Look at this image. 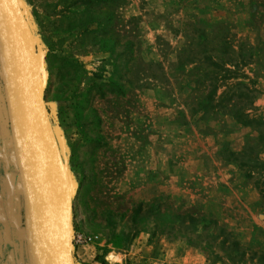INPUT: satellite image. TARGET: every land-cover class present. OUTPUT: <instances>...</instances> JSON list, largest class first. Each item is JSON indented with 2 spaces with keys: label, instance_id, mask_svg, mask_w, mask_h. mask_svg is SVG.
Segmentation results:
<instances>
[{
  "label": "rangeland",
  "instance_id": "obj_1",
  "mask_svg": "<svg viewBox=\"0 0 264 264\" xmlns=\"http://www.w3.org/2000/svg\"><path fill=\"white\" fill-rule=\"evenodd\" d=\"M19 2L43 57L46 104L74 187L76 264H236L240 259H229L218 243L196 239L198 232L187 224L182 232L161 231L178 214L215 219L246 252L239 264H264L261 176L247 177L254 169L253 160H246L251 148L264 160V127L238 124L232 106L206 114L198 106L214 71L205 56L232 70L237 65L239 80L251 90L264 86V0ZM201 79L200 88L195 82ZM254 96L247 113L264 118V93ZM4 156L15 177L18 246L28 264L22 191L0 77L5 193ZM78 236H98L99 242L80 244Z\"/></svg>",
  "mask_w": 264,
  "mask_h": 264
},
{
  "label": "water",
  "instance_id": "obj_2",
  "mask_svg": "<svg viewBox=\"0 0 264 264\" xmlns=\"http://www.w3.org/2000/svg\"><path fill=\"white\" fill-rule=\"evenodd\" d=\"M0 77L22 191L28 264H76L74 187L48 106L43 57L19 0H0ZM6 207L13 228L15 177L4 156Z\"/></svg>",
  "mask_w": 264,
  "mask_h": 264
},
{
  "label": "trees",
  "instance_id": "obj_3",
  "mask_svg": "<svg viewBox=\"0 0 264 264\" xmlns=\"http://www.w3.org/2000/svg\"><path fill=\"white\" fill-rule=\"evenodd\" d=\"M203 60L213 66L214 71H210L205 80V83L208 86V92L198 104L199 111L206 114L215 112L221 108L232 106L236 111L233 118L238 124L245 127H264V118L251 117L246 110L248 104H253V101L250 100L249 97L251 93H256L257 96L254 97L257 99L264 93V86L256 84L257 87L254 90H251L248 84L239 80V69H237V65L233 64L235 70H232L227 67L223 60H216V58H213L212 56H205ZM202 81L203 80L201 79L199 82L196 81L195 83L201 88ZM222 88H224V90L219 95L218 92ZM249 151L251 154H249V158H246V160H253L251 168L254 169V171L248 172L247 177L253 178L255 175L261 176L258 180V189L264 197V160L260 157H256L252 148L249 149ZM244 155H246V153H243V156ZM258 171H261L262 173L259 174ZM166 216L168 215L163 214L162 217ZM185 224H187L190 229L191 227L196 229L198 232L196 239L199 238L203 242L205 241V244L218 243L222 250L230 253L228 256L229 259L234 260L235 258L240 257L236 264L245 261L246 252L242 249L239 241L230 232L219 227L218 222L213 218H207L206 216L197 218L191 214H178L174 215L172 221H170V225L163 226L164 228H162L161 231L168 229L169 233L182 232V225ZM135 233L136 232H134V234ZM189 242L191 245H195L193 244L194 242L192 239H190Z\"/></svg>",
  "mask_w": 264,
  "mask_h": 264
},
{
  "label": "crops",
  "instance_id": "obj_4",
  "mask_svg": "<svg viewBox=\"0 0 264 264\" xmlns=\"http://www.w3.org/2000/svg\"><path fill=\"white\" fill-rule=\"evenodd\" d=\"M2 175L3 170L0 172V264H24L21 247L18 246L21 243L20 236L11 225L10 212L6 207V192L2 191Z\"/></svg>",
  "mask_w": 264,
  "mask_h": 264
},
{
  "label": "built area",
  "instance_id": "obj_5",
  "mask_svg": "<svg viewBox=\"0 0 264 264\" xmlns=\"http://www.w3.org/2000/svg\"><path fill=\"white\" fill-rule=\"evenodd\" d=\"M75 241L77 243H80V244H84L85 242H87V243H94V242L97 243V242H99V237L98 236H91L89 238H85L84 236H78Z\"/></svg>",
  "mask_w": 264,
  "mask_h": 264
},
{
  "label": "flooded vegetation",
  "instance_id": "obj_6",
  "mask_svg": "<svg viewBox=\"0 0 264 264\" xmlns=\"http://www.w3.org/2000/svg\"><path fill=\"white\" fill-rule=\"evenodd\" d=\"M2 143V142H1ZM3 146V145H2Z\"/></svg>",
  "mask_w": 264,
  "mask_h": 264
}]
</instances>
